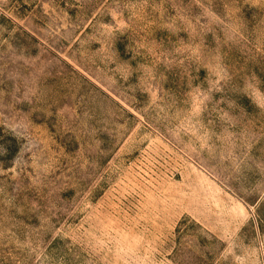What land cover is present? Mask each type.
I'll list each match as a JSON object with an SVG mask.
<instances>
[{
    "label": "rangeland",
    "instance_id": "obj_1",
    "mask_svg": "<svg viewBox=\"0 0 264 264\" xmlns=\"http://www.w3.org/2000/svg\"><path fill=\"white\" fill-rule=\"evenodd\" d=\"M264 264V0H0V264Z\"/></svg>",
    "mask_w": 264,
    "mask_h": 264
},
{
    "label": "clouds",
    "instance_id": "obj_2",
    "mask_svg": "<svg viewBox=\"0 0 264 264\" xmlns=\"http://www.w3.org/2000/svg\"><path fill=\"white\" fill-rule=\"evenodd\" d=\"M244 257L243 256H239L237 257V264H244Z\"/></svg>",
    "mask_w": 264,
    "mask_h": 264
}]
</instances>
